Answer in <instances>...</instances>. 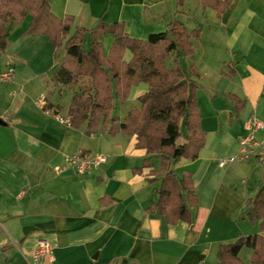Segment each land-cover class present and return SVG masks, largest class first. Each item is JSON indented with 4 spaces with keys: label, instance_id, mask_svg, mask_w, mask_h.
<instances>
[{
    "label": "crops",
    "instance_id": "1",
    "mask_svg": "<svg viewBox=\"0 0 264 264\" xmlns=\"http://www.w3.org/2000/svg\"><path fill=\"white\" fill-rule=\"evenodd\" d=\"M215 1L225 5L49 0L54 16L73 17L72 29L122 23L130 37L147 39L164 32L172 19L199 28L186 67L197 68L206 137L195 160L172 166L179 176L192 173L198 201L188 207L191 222L169 224L151 210L160 186L152 180L161 176L153 174L159 159L152 156L153 166H142L148 154L136 146L135 136L87 135L84 126L58 119L68 121L71 93L53 81V47L42 35H24L28 15L10 28L0 50V73L8 66L15 70L11 82H0V264H218L221 245L259 232L246 217V200L264 184V163L255 157L218 163L239 154V139L250 132L247 120L264 124V0ZM113 37L101 38L105 55ZM130 57L126 51L124 59ZM146 91L147 84L139 83L129 97L137 102ZM43 95L57 113L38 105ZM233 95L243 102L238 113ZM254 134L264 140V127ZM79 151L104 155L105 161L79 174L65 161ZM41 240L50 244L51 255L36 262L33 253ZM250 256L251 250L241 258L249 263Z\"/></svg>",
    "mask_w": 264,
    "mask_h": 264
},
{
    "label": "trees",
    "instance_id": "2",
    "mask_svg": "<svg viewBox=\"0 0 264 264\" xmlns=\"http://www.w3.org/2000/svg\"><path fill=\"white\" fill-rule=\"evenodd\" d=\"M211 2L215 8L225 5ZM177 4L181 6L183 0H177ZM27 15L30 23L24 35H42L50 42L55 62L53 81L71 93L69 124L84 126L87 135L102 132L135 136L136 146L148 154L142 166L152 167V156L159 159V168L153 174L161 176L152 180L159 181L160 186L151 210L169 224L191 222L188 207L198 201L192 173L184 170L179 176L172 166L180 159L195 160L206 137L197 105V68L193 64L183 68L181 64L183 58L193 54L191 40L199 38V28L190 30L172 19L164 32L137 39L125 32L122 23L98 22L92 28L72 29L73 17L54 16L49 0H0V50L7 45L10 28ZM105 34L114 36L106 55L101 44ZM86 38L87 49L83 47ZM62 48L61 58L57 53ZM126 51L131 53L128 61L124 59ZM168 56L173 57L171 67L166 64ZM139 83H146L147 91L137 98V106L120 117L115 112L117 104L123 103L131 88ZM45 97V107L49 109ZM231 100L235 112H240L243 102L234 95ZM246 208L248 221L258 224L259 232L221 245L218 264H264V184L246 200ZM243 248L251 250L249 263L240 257Z\"/></svg>",
    "mask_w": 264,
    "mask_h": 264
},
{
    "label": "built area",
    "instance_id": "3",
    "mask_svg": "<svg viewBox=\"0 0 264 264\" xmlns=\"http://www.w3.org/2000/svg\"><path fill=\"white\" fill-rule=\"evenodd\" d=\"M14 72V67L8 66L6 70L0 73V82H11L13 80ZM37 103L40 107H45L46 97L44 95L41 96ZM45 111L52 113L50 109H45ZM58 119L61 122H68L62 117H58ZM245 126L250 132L239 139V154L235 157L221 159L218 163L219 166H223L234 160H247L251 157H255L259 163H264V140H259L254 134L256 130L262 129L264 124L255 117H252L246 121ZM65 161L68 165L72 166L77 173L83 174L98 166L101 162H104L105 156L97 155L95 157H90L84 152L79 151L74 155L66 157ZM51 250L49 243L44 240L39 241L36 250L33 253V260L37 262L42 257L51 255Z\"/></svg>",
    "mask_w": 264,
    "mask_h": 264
},
{
    "label": "rangeland",
    "instance_id": "4",
    "mask_svg": "<svg viewBox=\"0 0 264 264\" xmlns=\"http://www.w3.org/2000/svg\"><path fill=\"white\" fill-rule=\"evenodd\" d=\"M88 39L86 38L85 39V41H84V43H83V47L85 48V49H87L88 48ZM57 55L59 56V57H63V55H64V49L62 48V49H59V51H58V53H57ZM187 59L186 58H183V60L181 61V64H182V66H183V68H186V65H187ZM166 64L169 66V67H171L172 66V64H173V59H172V57H170V56H168L167 58H166ZM69 95V92H68V94H66V96L64 95V97L62 98V102L63 103H66L67 101H68V96ZM136 105H138V103L136 102V101H134V100H132L130 97H128L123 103H118L117 104V107H116V109H115V112L116 113H118V112H125V111H127V110H129L130 108H133L134 106H136ZM183 133H184V131H183ZM155 162H156V160H155ZM252 224V223H251ZM253 225H256V227H257V229L259 230V225L258 224H253ZM249 250L250 249H248V248H243V250H242V252H241V255L242 256H245L248 252H249ZM248 251V252H247ZM246 253V254H245ZM241 256V257H242Z\"/></svg>",
    "mask_w": 264,
    "mask_h": 264
}]
</instances>
